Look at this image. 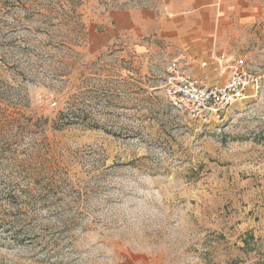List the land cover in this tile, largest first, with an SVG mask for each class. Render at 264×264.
<instances>
[{
	"label": "rangeland",
	"instance_id": "1",
	"mask_svg": "<svg viewBox=\"0 0 264 264\" xmlns=\"http://www.w3.org/2000/svg\"><path fill=\"white\" fill-rule=\"evenodd\" d=\"M168 1L0 0V264H264V0L212 13L258 77L212 124L170 107L169 44L85 51Z\"/></svg>",
	"mask_w": 264,
	"mask_h": 264
},
{
	"label": "crops",
	"instance_id": "2",
	"mask_svg": "<svg viewBox=\"0 0 264 264\" xmlns=\"http://www.w3.org/2000/svg\"><path fill=\"white\" fill-rule=\"evenodd\" d=\"M242 3L248 19H255L257 3L252 0H169L168 12L160 7L109 10L87 29L85 51L90 55L109 48L142 51L161 40L171 46L176 60L186 61L191 71L201 75L208 62L214 64L213 57L222 53L217 51L221 27L212 13L216 6L233 5L236 9ZM180 6L184 11L178 15ZM170 12L173 17L168 16Z\"/></svg>",
	"mask_w": 264,
	"mask_h": 264
},
{
	"label": "built area",
	"instance_id": "3",
	"mask_svg": "<svg viewBox=\"0 0 264 264\" xmlns=\"http://www.w3.org/2000/svg\"><path fill=\"white\" fill-rule=\"evenodd\" d=\"M213 58L217 74L214 82L208 74L197 75L186 64L173 60L166 66L163 85L174 111L203 124L221 121L223 113L232 104L248 98V89L258 83L254 73L225 52Z\"/></svg>",
	"mask_w": 264,
	"mask_h": 264
}]
</instances>
